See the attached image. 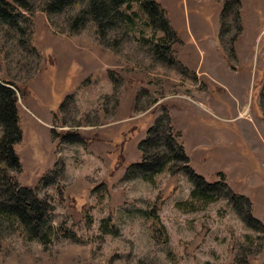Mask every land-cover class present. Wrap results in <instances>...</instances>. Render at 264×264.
<instances>
[{
	"label": "rangeland",
	"instance_id": "374dc122",
	"mask_svg": "<svg viewBox=\"0 0 264 264\" xmlns=\"http://www.w3.org/2000/svg\"><path fill=\"white\" fill-rule=\"evenodd\" d=\"M4 1L0 83L24 134L8 175L52 210L42 238L0 215V264H264V0H158L176 37L132 3L103 39L72 28L91 0ZM162 117L188 163L166 121L141 149Z\"/></svg>",
	"mask_w": 264,
	"mask_h": 264
},
{
	"label": "trees",
	"instance_id": "16d2710c",
	"mask_svg": "<svg viewBox=\"0 0 264 264\" xmlns=\"http://www.w3.org/2000/svg\"><path fill=\"white\" fill-rule=\"evenodd\" d=\"M23 9H28L25 0H14ZM84 0H48L44 5V12L55 15L68 12L70 9L80 5ZM132 3H139L149 18L151 25L164 31L166 35L176 37L170 26L167 11L158 0H91L85 9L81 10L76 20L72 24L73 30L78 29L92 22L96 27L98 37L103 39L109 31H115L118 24L126 19L125 13L121 10L123 6L130 7ZM11 4L0 0V20L10 22L7 15ZM160 46H157L159 50ZM163 57H165L163 55ZM173 61V60H172ZM174 62V61H173ZM7 85L0 83V124L3 134L0 138V167L4 176L0 179V215L15 216L28 229L35 238H42L43 234L51 226L50 204L38 198L34 191L19 184V181L8 175V171H20L22 166L18 156V150L23 147L24 134L22 131V114L18 109L17 94L15 90ZM164 136L170 144L171 151L180 153V157L186 163L189 158L182 144L178 145V140L182 134L175 130L170 124L169 117H162L153 128L149 130V139L141 144V149L152 138H159L160 130L166 125ZM177 148L174 149V147ZM162 157H144V162L137 165L138 170L144 172H155L162 163ZM10 174V173H9ZM192 179L198 184L200 189L206 192L217 190V184H209L202 177L191 174ZM200 185V186H199ZM204 191V192H205ZM44 240V239H43Z\"/></svg>",
	"mask_w": 264,
	"mask_h": 264
}]
</instances>
